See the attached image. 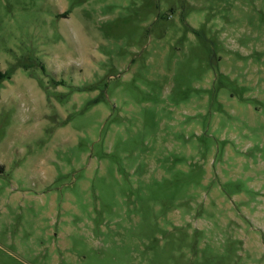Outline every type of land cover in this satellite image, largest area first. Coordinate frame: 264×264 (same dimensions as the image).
<instances>
[{
  "label": "rangeland",
  "instance_id": "1",
  "mask_svg": "<svg viewBox=\"0 0 264 264\" xmlns=\"http://www.w3.org/2000/svg\"><path fill=\"white\" fill-rule=\"evenodd\" d=\"M0 264H264V0H0Z\"/></svg>",
  "mask_w": 264,
  "mask_h": 264
},
{
  "label": "trees",
  "instance_id": "2",
  "mask_svg": "<svg viewBox=\"0 0 264 264\" xmlns=\"http://www.w3.org/2000/svg\"><path fill=\"white\" fill-rule=\"evenodd\" d=\"M12 72H13V68H9L5 71L0 70V81L5 79V78H9L11 76Z\"/></svg>",
  "mask_w": 264,
  "mask_h": 264
}]
</instances>
